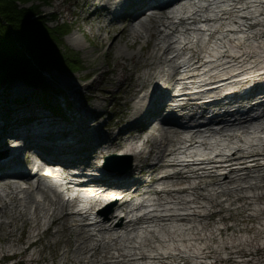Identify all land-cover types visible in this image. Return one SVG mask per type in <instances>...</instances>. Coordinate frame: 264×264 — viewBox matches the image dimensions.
<instances>
[{"label": "bare ground", "instance_id": "obj_1", "mask_svg": "<svg viewBox=\"0 0 264 264\" xmlns=\"http://www.w3.org/2000/svg\"><path fill=\"white\" fill-rule=\"evenodd\" d=\"M124 1L125 0H94L97 14H99L101 11H105L110 15L115 9L124 10ZM199 1L201 0H177L175 4L178 6V8L174 9V6H170L165 9H160L156 14L145 12L139 17L138 14H140V12L135 11L137 15L133 16V18L137 16V19L133 21L134 24H132L130 31H127L126 27L119 28L115 24H111L106 26V35H101L100 33L98 34L97 38L99 41H110V46L119 43V39H121V41L127 40L124 46H122V44L118 46L117 56L121 57L122 59L127 58L136 65L141 66L139 71L143 72V76L146 78L145 80H140L136 85L137 97L133 99V101H136V104L134 105L133 119H136L138 114L144 108V102H137V99L139 98L138 95L141 92L145 93L143 100L149 101V105L152 104L155 106L160 95L168 96V99L165 102L167 107L170 100L171 103L174 102L173 98L176 96L173 94L170 95V92H173L175 84L178 82L181 83L185 79L184 76H182L184 74L178 76V68H176L174 65L173 59L175 56L172 54L177 51L175 48L178 47V38L174 33L181 31L184 36H187L188 31L192 30L193 28L188 27L187 25H193L197 19L200 20V18L206 14L213 5H200ZM234 1H240L241 5L238 8L245 10V0ZM254 3H261V8L259 9V16L261 17L260 19L253 17L245 18L244 24H242L243 22L240 20L237 21L235 19L231 20L230 23L223 22L221 27L215 32V40L209 43H204L200 40L199 42L201 45L192 50L189 56L192 57L191 61H193V65H202V67L210 66L212 70L221 66L216 71L203 72L206 79L225 77L219 80V82H224L230 79L232 77L231 74L234 72H236V74L233 77L239 75L245 76V79L240 83H230V81H227L224 84V87L229 90L227 93L232 92L231 90L233 88H240L249 81H253V84L256 85L259 84L262 79H264V0H255ZM140 4H143V0H135L133 5L137 6ZM61 5V3L57 4V6ZM232 5L233 4H229L226 7L228 8ZM251 9L255 10L254 7ZM171 10L173 15H175L174 17H180L178 20L179 22L173 20L175 18H172L173 16L169 14ZM133 11V7L129 8V16ZM232 13L239 12L236 11V9H233ZM187 20H191V22H187ZM231 24L238 25V27L234 29L235 31L230 32L236 36H230L229 30L231 29L223 28L224 26ZM102 28L100 27L99 31H103L101 30ZM118 28L121 29L122 32L121 36L117 38L115 33L117 32ZM240 34H243L244 37L240 36ZM73 39V42L76 46H83V43L79 40V37H74ZM99 41H97L95 45L100 44ZM130 41L132 42L130 43ZM141 41L143 42L140 44L142 45L140 46V51L142 52L146 51L145 46L147 44H151V42L153 43L150 51L145 52L144 58L139 56V52H128L129 49L134 48V44H137ZM188 42L189 40L187 39V41H180V44L184 43L186 45ZM211 43H213V45ZM100 46L101 45L95 47V49ZM126 48L128 50H126ZM186 49H188V47H186ZM207 56L212 57V59L204 60V58ZM183 66H186L185 62ZM121 68L123 69L122 71L127 69L126 67ZM54 70L60 72L58 69H54V67L50 71L53 72ZM101 72L105 71L102 70ZM195 72L199 71H197L196 68L191 69V76L187 77L186 79L192 78L194 74H196ZM213 72L219 73L213 74ZM254 72L260 73L254 74ZM158 73H160L161 78L157 81H159L158 84H160L161 87L158 86L159 88L157 91H146L149 85L153 83V81L151 82V79L156 78ZM43 79L45 81L43 84L47 87L49 85L47 82V76L43 75ZM20 90L21 88L16 89L15 92H13L12 97H17L20 93ZM24 91V95L30 98V93L28 90ZM53 91L56 92L55 90ZM71 93H76V90L72 91ZM21 98L22 99L12 98L15 101H19L21 105L19 106L18 110H12V120L14 122L5 129L13 134L25 132L23 135L25 137L24 146H26V148L32 144L34 138H38L42 142L41 137L46 135L56 146L54 147V153L57 156L53 155L51 158L56 159L63 164V161L60 160L62 156L60 154L65 152L66 155H69V152L63 147V145L66 143H64L65 140H61L62 136L60 135L65 133V130L69 126H72V128L75 126L67 123L63 119L58 121L55 118L54 122L50 115L43 110V108L46 107L45 105L41 103L37 104L34 102V99H28L27 97ZM43 101L52 103L49 100ZM175 101L177 103V100ZM4 105L5 108L9 106V104L6 103H4ZM79 107L80 108H78V110H75L76 118L74 119L73 124H83V126L81 125V129L78 127L77 129H80V132L83 133L86 138H89L91 147L95 150L94 156L99 151V156H95L96 160H100L102 157L107 158L111 156L117 148L125 147L124 154L127 158L116 161L114 159H109V162H111V167H116L120 164L122 166H127L129 161L128 157L134 156L137 158L142 154L139 148H136L134 144L128 143L124 146L122 137L112 139L111 134L103 136L98 128L99 126L97 128H95V126L92 127L93 123L91 122L95 120L94 118L96 116L98 117L101 106L96 107V110L90 111L84 108V106ZM181 109L182 108L180 107L179 110ZM156 110H158V107ZM28 114L35 116V119L31 122L17 123L19 116L23 115L22 118L25 120L26 115ZM88 114L91 117L87 116ZM82 116L87 117L82 119ZM1 117L2 115L0 114V118ZM135 122H133L131 126L128 127H141L142 130L145 129L143 128V126H145L144 123L135 126ZM161 129L162 127L157 124L155 128H152L153 132L148 136V138L143 140L144 145L149 144L150 142L152 143V146H154V148H152V155L157 160V162L151 167L152 185L147 187V193L155 196L152 201L154 202L153 205L157 207H163L165 204H168L169 209L173 212L176 209L177 211L189 210L187 214H182V216H184L183 218L177 219L175 218L176 214L173 213L169 219L163 220L160 223V226L158 227L159 230H146L143 239L140 241L137 239V235H135L136 227H138L140 222L138 224L132 221L126 222L121 218H117L115 212H101V216L104 219L105 224L108 223L106 221L111 220L110 226L109 228L102 227L97 229L96 233L91 234L85 225H80L78 222L79 219H76L74 216L70 215L68 210V208L71 206L70 202L65 201V199L63 202L61 196L58 195L52 187L47 188L45 186L46 177L44 175L32 177L37 183V193L41 197H44L45 203L44 205L39 204L34 212V216L29 217L26 205L28 202L26 199L18 198L19 194L17 195L16 193V183L18 181H30V179L18 174H14V171H12L10 177L3 180L1 183L3 185L5 198L0 196V200L2 199V201L5 202V200L8 199L9 205L6 206L5 203H0L3 207L0 209V261L7 259L13 260V264H42L46 262L49 257L50 264L213 263V260L216 259L215 254L219 253L218 250H224L226 247L223 248L222 245L221 249L216 250L212 243L216 241V237L218 238V236L216 235V237H211L212 234L207 235L205 233L206 228H204V224H202L201 221L203 222L204 219L215 216V213L212 211V209L228 201V197L231 193V188L229 186L230 182H237L235 178L239 177L237 172L247 169V167H244L246 162H242L240 164L243 166V168L240 170H230L229 174L228 172H224V176L218 175L216 174V171L219 167L218 163H223V165L220 167L222 170H226L231 166L229 165L231 160L225 161L228 159L229 152H223V162H210L206 164V166H209L210 168V173L216 175V177L208 179L206 177H192L182 174H167V171L164 170L178 168V165H171V163L168 162V158L175 161V156H177L180 153L179 151L182 149L179 144H182L183 141L180 134H173L171 131ZM154 132L160 133V137L154 135ZM119 136H122V131L119 133ZM226 136L227 137L225 140L229 139L228 148L229 151H231L234 148L232 144H230L232 143V138L229 134ZM76 138L77 135L71 139L75 140ZM240 141L242 142V140ZM10 142L13 143V141L4 142L1 140L0 148H2L5 144H9ZM21 145L23 146V143H21ZM45 146L49 147L48 145ZM45 146L41 144L39 149L46 151ZM254 146L251 148L248 154L243 155V158L258 152L257 147L254 148ZM223 148L224 147L221 149ZM74 149L75 145L72 146V148H69V151H73ZM189 149L191 148H188V150ZM239 151L240 149L238 152ZM236 154L237 153L234 152L232 156H237L238 154ZM238 158L239 157L234 158V160ZM73 159L74 158L72 157L68 162L64 163V165L68 166L73 161ZM208 159L218 161L220 160V156L216 155L214 157L204 158L203 160L209 161ZM48 160L51 159L49 158ZM81 163L85 164V162ZM8 168L15 169L16 162H11L8 165ZM89 168L98 169V166L95 161L92 163L90 161L84 170L86 171ZM261 168H264V166ZM161 170L162 172L160 173ZM93 182H96V180L94 179ZM185 184H188V186L182 187ZM156 186L163 187L161 189H157ZM215 186L219 187L216 188ZM18 188H20V186ZM235 188L237 187L234 186L232 189L238 190ZM24 194L26 193L24 192ZM51 194H54V196L57 197V201L55 200V202H53V198L50 197ZM28 196L29 200L34 198L33 202H35V197L33 194H29ZM219 197L220 200H218ZM257 198L261 199V196L259 195ZM97 201H99V199L95 200V202ZM50 206L57 207V209H53L51 219L46 221L44 220L46 218L44 210ZM12 208L15 210L14 216L9 215V213L12 212ZM130 212H132V210ZM4 218L6 219L4 220ZM81 218L84 217L81 216ZM18 221L22 222L23 233L17 238L16 224ZM148 221L154 222L153 218H149ZM195 222L201 224L200 227L203 228V231L199 230L196 224H193ZM150 224L153 225L152 223ZM52 226H55V231L50 230V227ZM207 226L209 225L207 224ZM24 227L29 229L25 231ZM6 229L9 232L5 233ZM216 233H218V231H216ZM45 241V245L50 251V255L48 257L42 251L38 250V246ZM224 253L226 256L227 251H224ZM215 263H217V261H215Z\"/></svg>", "mask_w": 264, "mask_h": 264}, {"label": "rangeland", "instance_id": "obj_2", "mask_svg": "<svg viewBox=\"0 0 264 264\" xmlns=\"http://www.w3.org/2000/svg\"><path fill=\"white\" fill-rule=\"evenodd\" d=\"M34 3L40 6L39 10L50 19L51 25L55 26L58 22L69 29L63 41L66 47L75 52L81 60L80 65L82 68L79 72L60 73L54 70L46 73L49 84L47 89L57 92L62 90V94H54L55 98L59 95V103L62 106L64 105L63 98L69 103L74 102L76 108L84 106L89 111L96 110V107L101 106L100 111L98 110V117L96 116L95 120L91 122L93 123L92 127L101 126L102 129L99 128V130L105 132L104 134H111L112 139L117 137V134L122 130L123 145L130 143L137 148L146 134L140 133L142 128L132 129L128 126L143 116V111H141L138 118L133 121L135 105L133 99L137 97V83L146 78L142 75L143 72L139 71L141 66L136 65L127 58L122 59L117 56L118 46L121 44L124 46L127 40L121 41L119 39V43L115 42L117 44L110 46V41H99L97 38L99 33L106 35V22L108 19H112L113 16L109 15L107 17L106 12L97 14L94 0H35ZM59 3L62 5L57 6ZM52 14L56 15L55 19L51 18ZM130 21H123L116 24V26L119 28L126 27V30L130 31ZM100 27H103L101 29L103 31H99ZM119 28L115 33L117 38L121 36L122 32ZM74 37H79V40L83 43L82 47L75 45L73 42ZM97 41L100 44L95 45ZM142 43L141 41L135 44L133 49L128 50L126 48V50L138 53ZM99 45L101 46L95 49ZM151 47L152 44H149L147 51H150ZM80 65H78L79 69ZM121 67L127 69L122 71ZM102 70L106 72H101ZM0 80H2L1 77ZM154 80L156 78L151 79V82H154ZM154 87L153 85L152 88ZM18 88H21L20 93L17 97H12L13 92ZM34 89L19 80L9 86L0 87V100H3L0 101V106L4 107L1 102L12 100V98L22 99L21 97H28L24 95V90H28L33 96L35 94ZM74 90H76V93H71ZM2 91H6L8 95L3 96ZM55 103V100H53L52 104ZM45 112L47 111L45 110ZM87 116H82V119ZM151 121H154V119ZM81 125L83 126V124ZM103 125H106V127ZM143 134L145 135L142 136ZM122 150L124 151L125 147L117 148L112 156L114 157V154H118ZM91 151L92 153L95 152V150ZM99 154L98 151L95 156H99ZM100 160L105 159L102 157ZM101 163L102 161L99 162V164ZM146 172H151V169L146 168ZM234 186L238 190H231L228 201L212 209L215 216L204 219L203 222L201 221L204 228H206L205 233L207 235L212 234L211 237L218 236L216 241L212 243L216 250L221 249L222 245L223 248L226 247L224 250H218L219 253L215 254L216 259L213 260V263L206 262L205 264H264V182L253 183L250 186L239 185L238 183L230 185L232 188ZM259 195L261 199L257 198ZM218 200H220V197ZM193 224H196L199 230L203 231L200 223ZM16 227V237L18 238L22 235V222L18 221ZM28 229L24 227L25 231ZM7 232L9 231L6 229L5 233ZM45 244L46 242L39 245L38 250L48 257L50 251ZM224 251H227L226 256ZM2 261H0V264H13L10 261L6 263ZM42 264H50L49 257Z\"/></svg>", "mask_w": 264, "mask_h": 264}, {"label": "trees", "instance_id": "obj_3", "mask_svg": "<svg viewBox=\"0 0 264 264\" xmlns=\"http://www.w3.org/2000/svg\"><path fill=\"white\" fill-rule=\"evenodd\" d=\"M34 0H0V77L4 81L23 79L32 85L44 82L42 71L53 67L59 71L75 72L80 60L66 47L63 38L69 31L65 26L51 27ZM35 63L36 65H34Z\"/></svg>", "mask_w": 264, "mask_h": 264}]
</instances>
